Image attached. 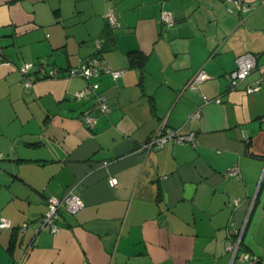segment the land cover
I'll return each mask as SVG.
<instances>
[{"label":"crops","instance_id":"0c3cea01","mask_svg":"<svg viewBox=\"0 0 264 264\" xmlns=\"http://www.w3.org/2000/svg\"><path fill=\"white\" fill-rule=\"evenodd\" d=\"M245 1L249 13L226 0H0V218L11 223L0 264H246L226 249L241 227L240 250L264 256V0ZM247 52L255 68L229 88ZM96 53L97 75H67ZM23 62L60 73L26 88ZM163 121L195 144L143 148ZM69 188L84 206L62 211L56 233H35L46 199Z\"/></svg>","mask_w":264,"mask_h":264},{"label":"built area","instance_id":"2783aa9c","mask_svg":"<svg viewBox=\"0 0 264 264\" xmlns=\"http://www.w3.org/2000/svg\"><path fill=\"white\" fill-rule=\"evenodd\" d=\"M231 1L235 4L236 8L239 11L244 13H249L252 11L255 6L247 3L245 0H226ZM107 25L110 29H113L119 25V20L117 15L114 13L112 8H109L106 14ZM162 20L167 25H172L174 22L173 16L167 12H162ZM102 39L100 37L95 38V44L97 47H100ZM3 59V55L0 48V60ZM98 59V54H94L89 57L87 60H79L76 66L71 67L67 71V75L74 76L79 75L86 79H89L92 76L98 74V69L95 65ZM256 65V56L253 53H243L238 55L235 58V68L229 72V88H235L238 84L243 81L250 72L255 68ZM36 67V68H35ZM19 71L22 77V82L26 88L31 87L33 84L36 75L42 76H57L60 73L58 67L52 66L49 70L46 69L44 63H31L23 62L19 66ZM106 72H109L114 79L122 75L123 70H114L109 67L105 68ZM207 78V74L200 70L198 71L187 84L188 87L196 89L201 82ZM247 91L252 90V88L247 87ZM94 91V84L88 83L84 88L75 93L77 99L84 98L90 95ZM95 104L99 113H107L109 106L102 95H95ZM203 100L205 102L209 101L207 96L203 95ZM216 102H219V98L213 99ZM198 112L195 111L190 114L189 117L198 116ZM83 118L87 126L92 127L96 121V117L90 115L87 111L83 113ZM167 141L175 142L182 144L184 142H191L192 145L195 144V136L192 133L183 134L178 130H171L167 128L164 121L157 127L155 132H153L150 139L144 143L143 148H159L162 147ZM232 174L236 173V169L232 168L230 171ZM108 183L111 186L117 184V179L115 177H110ZM238 199H235L234 202H237ZM84 202L79 194L75 193L72 188H69L64 194L60 196H50L46 199V209L35 221V233H38L42 230H48L51 233H56L59 230L58 220L61 217L62 211H66L70 214H76L82 207ZM30 223L25 222L22 224L21 228L24 231ZM11 226L10 220L1 217L0 218V229L9 228ZM243 227L238 230H229L230 242L227 244L226 249L231 252L232 258H239L244 261L246 264H264V256H259L256 254L249 253L245 250H240V240L243 234ZM28 248L24 252L26 255ZM16 264H22L21 261H18Z\"/></svg>","mask_w":264,"mask_h":264},{"label":"trees","instance_id":"16d2710c","mask_svg":"<svg viewBox=\"0 0 264 264\" xmlns=\"http://www.w3.org/2000/svg\"><path fill=\"white\" fill-rule=\"evenodd\" d=\"M128 57H129L130 61L133 62V63H135V64H140V65L143 64L144 56L138 50H131V51H129L128 52ZM39 63H44V62H39ZM37 77L38 76L36 75V78ZM39 77H41V75Z\"/></svg>","mask_w":264,"mask_h":264},{"label":"water","instance_id":"95a60500","mask_svg":"<svg viewBox=\"0 0 264 264\" xmlns=\"http://www.w3.org/2000/svg\"><path fill=\"white\" fill-rule=\"evenodd\" d=\"M235 258V257H234ZM234 258H232V259H234Z\"/></svg>","mask_w":264,"mask_h":264}]
</instances>
